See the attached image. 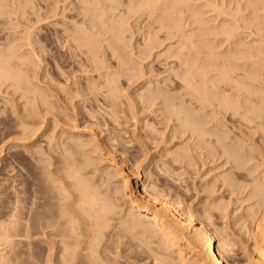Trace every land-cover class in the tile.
<instances>
[{
	"label": "bare ground",
	"instance_id": "obj_1",
	"mask_svg": "<svg viewBox=\"0 0 264 264\" xmlns=\"http://www.w3.org/2000/svg\"><path fill=\"white\" fill-rule=\"evenodd\" d=\"M27 1H30V0H27ZM45 1H43V2H45ZM121 1L119 0L120 3H121ZM123 1H125L126 5H127V8L125 7V9H127L131 12V14H130V12L128 11L130 15H132V14L134 15V13L135 14L137 13L136 15H138V13H140V14L142 13L141 15H138V16L139 17L141 16V18H142V16L145 17V15H147L148 17L146 16V18H149L150 20L153 18H150L149 16L154 17V20L152 22L147 20L148 22H150L147 24V27H148L147 28L146 27L147 22L141 21L140 20L141 18L138 19L139 17L134 15V16H136L137 20H139V22L140 21L142 23L144 22V24H145L144 27H146V29H147L146 34L148 36H151L153 34L152 32L158 28L163 30V34L160 37L158 36L160 34L156 35L157 31L156 32L154 31L155 34H153L156 37L155 36L148 37L145 35V32H143L145 30V28L144 27L142 29L139 28L142 26V23L140 22L141 26H139V25H137L138 22H135L136 28L140 29L137 31L142 34V35L140 34L142 36L140 38V41H142L143 45H144L143 46L142 42H141V46L143 47V49H142V47H141L142 50L140 49L141 51L138 49L139 50V53H138L139 56H144V58L141 59V57H139L137 55V57L140 58V60H139V58H138V60L143 61V59H146L145 57H148V59H149V57L151 56V54L153 52H157L156 50L160 46L165 44L163 47L165 49V50H163L164 52L159 54V55L157 54V55L160 56L159 58H162L164 60V61L162 60L163 61L162 64L166 68L161 69L163 71V74H164V72H168L169 74L171 73V76L173 75V77H170V78H172V81H169L166 84L165 83L166 80H165V82L162 80V82L165 83L164 86L161 85L162 87H157V85H156V87H157L156 90H154V88H153V90L152 89L149 90L147 88L150 83L147 84L146 88L144 85V88L146 90L148 89V91L144 92V90H143V92L145 94L140 92V95H141V93L143 94V95H141L143 97V101H141V103H143V104L146 103V104H149V106L154 107V105L156 104V101L159 100L158 102H161L164 105H167V107H169V111L163 112V113H167V114L165 115L162 113L163 114L162 115L160 113L161 118H162V116H166V119L164 120L162 118L163 119L162 121H164V122L169 121L170 122V120L173 119L174 122H176L175 124L178 127L175 130L176 134L178 132L177 135H175L174 128H173L172 131L174 132V135L179 136L180 137V138L178 137L179 139H181V138L183 139V137H184V140L188 139L187 140L188 142L192 141V143H190V144H192L191 146H194V148H195V149L194 148L193 149L192 148L187 149L189 147V145L187 147L186 142L184 140H183V142H185V145L184 144L182 145V147H184V148H181L179 146L182 144V143L180 144V142H181L180 141L178 143V146L181 149L176 148L177 150L179 149L180 151L178 153H176L177 156L174 155L175 153L173 154L174 155L173 157L176 158V160L179 159V163L175 162V159L172 157V152H173L172 151L170 153H171V157H172L171 159H173V160L172 161H171V159H169V160L171 162L174 161L175 163H173V164L174 165L177 164V165H176V167H174L171 164V162H170V164L174 168H177V166L180 164L181 166L179 165V168H180L179 170L184 169L186 171L187 169H185V166H187V164L190 163V165L192 166L195 164V162H197L196 160L199 159V157H198V159H196L194 157L196 155L195 154L196 151L194 152L193 150H197V151L199 150L200 152H199L198 156L204 155V159L206 157V160L208 159V161H209L208 164H206V165L212 164L213 169L219 168V169H215V171L221 170V172L219 174L216 172L219 175L218 177L214 176L215 177L214 179L211 177L212 181H211V179H207V180H210L211 182L209 181L210 183L209 184L206 183L207 185H205L207 188L205 190L210 191V193H208L209 191L207 192V195L210 194V198H208L209 199L208 205H205V206H207L205 211L204 212L201 211L205 215L202 214L203 216L202 215L201 216H202V218H204V220H207L208 223L210 222L209 223L210 227L205 226L204 223H202L201 221L200 222L197 221L198 223H195L192 216L194 217V215L196 216L198 213L194 214L195 213L194 212L193 215L191 214L192 215L191 216L190 213H192V212H188L189 214H187L185 209H184V211H185L184 212L181 209V207L180 208L178 207V203H179V202H177V201H179V198H177V196H179L178 194L176 196L177 199L175 198L176 201L170 196L174 200V202L173 201L171 202V201H169V199L168 200L166 199L167 197H165L164 192L167 195V193L169 192V188L171 187V185H170V187H169V185H168V187L166 185H167L169 179L173 180V178H175V177H176L175 179H177V177L179 179V176L182 175V173H180L179 170H176V169L169 166L170 169L171 168L173 169L172 170L173 173L170 171L168 174L170 175L172 173L175 176L173 175L174 177L171 178L172 176L170 177L169 175H167L168 177H170L168 179L167 176L166 177L163 176V175L167 174V171H169V170L166 171L163 169L164 165L166 166L168 163L165 164L163 162L164 165L161 166V164H162L161 163L160 165H157V166H161V168L163 169V170H161V173L164 171L163 173H165V174L161 175V173H160V175H159L160 167L159 168L157 167L158 169L156 168L157 169L156 171L159 170L156 173L160 176L159 178H161V177L165 178V179H163V180H165V182L162 180L163 183L159 181V184H157L158 181L155 178L156 181H154V182H157V183L151 182V184L149 185V184H145V182H144L145 180L144 181L140 180V178H139L140 172L138 171L139 166H140L138 164H140L139 163L140 161L138 162V160H141V162L143 163V160L145 159L144 157L147 156L146 154L149 151V150L148 151L146 150L147 151V152L145 151L146 153L143 152L145 148L142 147V145H144L146 142V141L145 142L142 141L143 138L140 142L141 144H142V142L144 143L141 145L143 151L140 149L141 147L137 148L136 144H135V146H136L138 151L140 150L143 153H145L144 157L141 155L142 154L141 152L138 153L139 155L137 153L135 155L136 151H134L130 147V145H129V147L134 151V154H131L132 156L130 154L128 155V153H130V152H128L130 149L128 147L126 148V143L123 142L124 139H122L123 138L122 137L121 139H122V142L124 144L121 145L122 146L121 152L122 151L123 152L120 153L119 160L118 159L116 160V157H117L116 154H115L116 157H113V155H112L113 150L110 149L114 146V145H112L113 140H110V136L101 137L100 136L101 134L99 135V133L94 131L95 128L83 129L85 126L83 123L88 122V124H90L89 123L90 120L88 119L90 114H91L90 116L92 118H95V117L99 118V116H101V114L94 116V115H92V113H90V114L88 113V117H87L86 114L83 112L84 109L81 110V108H80V110H81L80 111L79 108L76 107L77 104H79L78 102H75V103H77L76 106H75V103H74V105L72 104L70 106L72 109L71 110L69 109L68 105L73 103V99L75 98L74 96L77 95V98H78L80 87H78L77 89H74L75 90L74 94L71 91H70L71 93L69 91L63 92L62 86H61L62 89L60 87L59 90L53 89V88H52L53 90L47 89L48 87L46 86L47 87L46 89L48 90L46 92V90H44L45 87L44 88L41 87L43 89V90H41V88L39 89V86H40L39 84H38L39 85L38 86V85H36L35 82L34 83L31 82L32 77H31V80H29L30 75L25 74L26 76L25 75L23 76L22 74H24L25 72L21 74L22 69H24L23 63L25 62L24 61L22 63V60L24 59V60L28 61V59H26V57L23 58V56H25V55L27 56V53L22 52L23 53V56H22V54H20V53L18 54L17 52L20 48H22L23 45H25V46L27 45V46H29L28 48H31V49L33 48V44H34V41L32 40L33 39V37H32L33 32L31 33L32 34L31 35L28 30L27 31L24 30L25 32L21 33L22 34L21 37H16L15 33H13V32H16L15 30L12 32L13 34L10 33L12 30L11 31H4V29H3L4 27H6L7 30L9 28L11 29V27H12V29H15V28H13V26L14 27L16 26L15 25L16 23L13 22L15 19L13 20V17H11L12 16L11 14H14V16H15V13H11V11L9 10L11 8L7 9V7H5V5H4L5 3L2 0H0V26H3V28L0 27V39H1V41H2V39H4L2 42L0 41V84L3 85L6 82H10L11 84L10 83L9 84L11 86L13 85L16 87V85H17V87H18L20 85L19 87L21 88L22 91H24V93H26V91H27L25 88L27 87V89H28V87L30 86L29 84L33 83V85L34 84L36 85V86H34L35 87L34 90H32L30 88V89H28V91L29 90H31V91H29V92L27 91V94H29V96L32 94L31 95L32 97L34 95L35 98L33 97L32 99L36 100V101H33L32 99H29L30 101L32 100L31 101L32 103L29 101L31 103V107H32L33 102H35L34 103L35 105H33L34 106L33 109H35V110L30 109V112L33 111L34 114L29 113L33 117V118L31 117L32 118L31 124L33 127L29 126V128L32 127L33 129L30 128L32 132L29 129L26 133V135H29L30 137H28V136L25 137V132H26L25 126H26V124L24 125L23 123H21V126L24 125L22 128L21 126H18L16 123L13 122L14 124L17 125V126L15 125L16 126L15 129H17L19 127H21V129H22L21 130L19 128V130H21L20 134L24 135L21 140L25 141L28 138V141L30 140V142H32V144L34 146V147L30 146L33 150L32 151L30 150V153L28 152V154L30 156L29 161H30V166H31V173H30L31 175L29 174L30 175V178H29L30 182H28V180H26V181H27L29 187L26 185L27 184L26 181L21 179V178L20 179L22 181H25V183L23 184L24 187L26 185V187H28V188L22 187L23 182H19V184H16L17 181L14 180L15 181L14 182L13 178H11V179H12L13 183L16 184V186L9 187L10 186L9 181L7 182L8 184L4 183L5 186L3 187V189L1 190V193H0V195L2 194V196H4L2 201H1V205H0V219H1L0 220V246L3 248L4 247L3 245H5V248L7 247L10 249V250L8 249V251L11 252L9 254L12 256V254L14 253L13 256L16 257V252H18L17 250H20V249H18L19 246H21V245L23 246V243L24 244L28 243L27 247H29V248L27 249V251H29L28 252L29 254L28 255L26 254L27 251L25 252L24 250L23 251L20 250V252L17 253V255L20 256V253L25 252L24 254H26L27 256L24 255L23 253H22V256H25L24 258H26L27 260L21 256L19 258L24 259L23 260L24 263H25V260L28 261L30 258L34 259L31 261L32 262L34 261L33 263H35V264H205L203 261L204 259L209 260L210 263H208V264H264V0H207V5L204 8H208V6L210 8L208 10L206 9L207 11L210 12V14L208 13L209 14L208 16H210V18L208 17L206 19H210L209 21L211 24L209 23L210 25L207 26L208 20L206 21L204 19V21H206V23L204 24V27H202V26L198 27L197 26L196 28L194 27V25H198V24L202 25L203 21L199 20V19H201L202 15H199V13H197L198 10L196 11V9H198L196 7L199 5H197L195 7L196 9H194V8H193L194 10L192 9V7H194V6H192V3H191L192 0H123ZM196 1H198V0H196ZM2 2L4 4H2ZM10 2L13 3L14 0L13 1L11 0ZM16 2H18V0ZM16 2H15V4H17ZM57 2H58V0H57ZM83 2L84 3H82V5H80V6H83L81 11H83L86 14V18L88 16L89 19L87 21L89 22V24L87 23L86 19H85V21H83L84 20L83 16H82L83 12L81 13V11H79V13L82 16L83 22L81 21V23L77 27L74 26V28H76V29L73 28L74 30L72 29L71 31L68 29L67 26H66L67 28H65V29L63 27V29H64L63 33H64V37L66 36L65 34H67L66 37H68V38L65 37L66 42H67V39H69V41L71 39L72 43L75 44V45H73V47L76 46L77 47L76 49H78L79 46L81 47V45L83 47V44L85 47V44H86V46H88V47H85V48L86 49L88 48V49H87V51L86 50L85 51L89 53L90 51L97 50L101 47L98 44V41H100L102 39H100V40L98 39L99 37H98V35H96V33H95V31H93V29L97 26L104 27L106 25L105 19L108 20L105 17L109 15L110 11L112 10L111 12H114L118 8H119V10L120 9L123 10L124 9V3L120 4V5H122V8H120V7L116 6V5H119V4H117L118 0L117 1L116 0H94L92 2H90L89 0H83ZM193 2H194V0H193ZM202 2H203V0H202ZM25 3L24 4L20 3V4L22 6V4L25 5ZM45 3H47V2H45ZM32 5H34V4H32ZM55 5H56V3H55ZM25 6H27V5H25ZM49 6H47V7H49ZM160 6H161V8H160ZM203 6H204V4H203ZM27 7L29 8V5ZM200 8H202V7H200ZM19 9H20V7H19ZM31 9L34 10L33 8H31ZM51 9L53 10V7ZM16 10H17V8H16ZM106 10H107L106 14H108V15H106L104 12ZM122 10H120L118 13H113V14H115V15H113L114 16L113 20L108 16L109 20L110 19L112 20V22H109V23H112V25L110 26L107 24L109 27H107V25L105 27H106V29H108V31L109 30L111 31L110 34L109 33L108 34L111 35L110 38H112V39H111V42H108V45H110L111 43L112 44L110 46L107 45L113 51V53L111 52L112 54L111 53L110 54L114 55L117 58H120V60H119L120 65L126 66L127 64H129L126 62L130 61V59L127 57H125V59H124L123 55H124V53H126V52H124V50L128 49V48H126V46L128 45V43H126V42L129 41L130 39L126 40V42H125L124 37H126V36L124 34L127 33L126 32L127 28L125 26H127L128 25L127 23L129 22V20H125V19L129 15L127 14L128 12H126L125 10H123V12H121ZM158 11L160 12V14H158ZM187 11H190V12L192 11V15L189 14L188 16L187 15L185 16V12H187ZM12 12H14V11H12ZM54 12H55V10H54ZM173 13H175V14H173ZM183 13H184V16L182 15ZM26 14H28V13H26ZM80 14H79V16H80ZM143 14H145V15H143ZM153 14H155V16ZM176 14H179L178 17L180 15H182V16L180 18H178L176 16H173L175 18L171 17L172 15H176ZM200 14H201V12H200ZM124 15H125V18H124ZM198 15L201 17H199ZM28 16H29V14L27 15V17ZM110 16H112V13ZM113 16H112V18H113ZM51 18H52V16H51ZM77 18H78V16H77ZM79 18H78V20H79ZM84 18H85V15H84ZM39 20L42 21L41 19H39ZM170 20H173V21L179 20L181 22L178 21V25H177V22L175 21L176 22L175 24L177 26H175L174 22L171 23V25H169ZM17 21L18 20H16L15 22H17ZM27 21H28V19H27ZM155 22H157V23H155ZM17 23H19V22H17ZM107 23H108V21H107ZM26 24H28V22ZM33 24L35 25V23H33ZM154 24L156 25V29L153 28L154 30L149 35L150 32H148V30L151 31L150 27H153V26L155 27ZM157 24H158V26H157ZM88 25L90 27H88ZM172 25H173V27H172ZM22 26H23V24H22ZM26 26H28V25H26ZM61 26H63V24ZM174 26H175V28H174ZM191 26L194 27L196 30L192 29ZM205 26H207V27H205ZM31 27H32V25H31ZM130 27L128 26L129 29H130ZM187 27H189L188 30H186ZM71 28L72 27H70V29ZM26 29H27V27H26ZM36 29L37 28H35V30ZM129 29H128V32H129ZM102 30L104 33L105 30L104 29H102ZM193 30L196 31V34L198 31V34L194 35ZM30 31H31V29H30ZM69 31H70V33H69ZM132 31H134V30H132ZM158 31L161 32V30H159V29H158ZM200 31L206 33L203 36L204 39L202 38L201 35L199 36L200 38H202V40H205V41L201 42V39L199 40L198 35L201 34ZM4 32H5V34H4ZM97 33H98V31H97ZM204 33H202V35ZM144 35H145V37H144ZM35 36H37V35H35ZM45 36H43L44 39H45ZM128 36H129V34H128ZM194 36L198 38L199 42L202 45H200V43H195V42H198V40L195 41L194 39H192ZM64 37L62 36V38H64ZM143 37H144V41H143ZM57 38H60V36H57ZM62 38H61V40H62ZM127 38H129V37H127ZM19 39H22L24 42L21 44L17 43L18 45L14 44L15 43L14 40L19 41ZM50 39H51V37H50ZM56 39H55V41H57ZM64 39H63V42H65ZM22 40H20V41L22 42ZM37 40L39 41V39H37ZM103 40H105V39H103ZM69 41H68V44L70 43ZM63 42H62V44H63ZM55 43H57V42H55ZM38 44H39V42H38ZM58 44H60V43L58 42ZM58 44H57V46H58ZM125 44H127V45H125ZM196 44H199L200 46L197 45V47H196ZM42 45L40 44V46H42ZM59 46H62V45H59ZM69 46H71V45H69ZM97 46L98 47L100 46V47L98 48ZM105 46H106V44H105ZM133 46H134V44H133ZM48 47L45 46L44 48L46 49ZM67 47H68V45H67ZM84 47H83V49H84ZM96 47H97V49H96ZM127 47H129V46H127ZM23 48H24V46H23ZM138 48H140V46ZM196 48L197 49L200 48V49L197 50ZM31 49H28V50H31ZM37 49H39V46L37 47ZM43 49H41V50H43ZM45 49H44V51H45ZM56 49H59V47ZM83 49H79V50H81L80 52H82ZM89 49H90V51H89ZM202 49H203V51L204 50L205 51L203 52ZM28 50H27V52L28 53L32 52L33 55L36 52V51L33 52L34 51L33 49H32L33 51L32 50L28 51ZM108 50H110V49H108ZM182 50L183 51L185 50V51L182 52ZM46 51H47V49H46ZM50 51L52 52V50H50ZM75 51H77V50H75ZM75 51L73 50V52H75ZM80 52H79V54H80ZM94 52H96V51H94ZM108 52H110V51H108ZM24 53H26V54L24 55ZM36 53H35V55H36ZM45 53H44V55H45ZM52 53H51V55H52ZM96 53H93L94 56H96L95 55ZM103 53H102V55L105 54V53L104 54ZM122 53H123V55H122ZM128 53H129V51H128ZM69 54H67V55H69ZM99 54H100V52H99ZM37 55H38V53H37ZM41 55L37 56V57L40 59ZM36 56H35V59L37 58ZM30 57H29V59H30ZM62 57L63 56H61L60 58H62ZM96 57H94V58H96ZM48 58H49V56H48ZM98 58H97V61H98ZM103 58H104V56H103ZM31 59L29 61H31ZM39 59H37V60H39ZM51 59H52V57H51ZM105 59H108V58H105ZM64 60L65 59H63V61ZM69 60L71 61V57ZM156 60H155V62H157ZM60 61H61V59H60ZM85 61H86V58H85ZM144 61H146V60H144ZM54 62L56 63V61H54ZM101 62L100 63L96 62L99 64V65L97 64L98 67H97V65H94V66L91 65L92 66L91 69L94 70V72H96V71L98 72L99 67H100V69H103V66L105 65L104 62H106V61H104L102 63ZM115 62H117V61L115 60ZM31 63H33V62L31 61ZM26 64H28V63H26ZM33 64L35 65V63H33ZM33 64H31V65H33ZM36 64H37V62H36ZM130 64H131V62H130ZM83 65H84V67H87V66H85V64H83ZM100 65H102V66H100ZM118 65L119 64H116V66H118ZM137 65H139V64H137ZM65 66H67V65H64L62 67H65ZM128 66L129 65H127V67ZM164 66H161V67H164ZM104 67L107 68V66H104ZM129 67H131V66H129ZM58 68H60V67H58ZM58 68H57V72L61 70V68H60V70ZM69 68H70V66H69ZM77 68H79V67H76V69ZM80 68H82V67H80ZM97 68H98V70H95ZM49 69L51 70V67ZM66 69H68V66ZM125 69H126V67H125ZM149 69H150V67H149ZM25 70H26V68H25ZM45 70H47V69H45ZM73 70L74 69L72 68V71ZM114 70H116V69H114ZM130 70H131V68H130ZM136 70L137 69L135 68V71ZM75 71H77V70H75ZM78 71H77V73H78ZM103 71H104V69H103ZM116 71H119V70L117 69ZM120 71H121V69H120ZM125 71L127 72L128 70H125ZM125 71L122 70V72H125ZM145 71H147V70H145ZM32 72H34V71H32ZM61 72H63V71H60V74H61ZM152 72H153V70H152ZM155 72L156 71H154L153 73L156 75ZM26 73H28V72H26ZM65 73H66V71H65ZM80 73H81V71H80ZM153 73L152 74L150 73V74L153 75ZM159 73H161V72H159ZM159 73H157V75ZM90 74H91V72H90ZM95 74H97V73H95ZM103 74H104V72H103ZM126 74H125V76H126ZM51 75L49 78H51ZM65 75L62 74L60 76H65ZM70 75H72V74H70ZM100 75L101 74H99L97 77L100 78L102 76V75L101 76ZM138 75H140V74H138ZM155 75H153V76H155ZM52 76H53L52 78H54V75H52ZM125 76H123V74H122L121 77H125ZM147 76H149V73ZM34 77H35V75H34ZM68 77H69V75H68ZM128 77H130V76H128ZM131 77H132V75H131ZM133 77H136V76H133ZM144 77L145 76H143V78ZM91 78H92V76H91ZM153 78H155V77H153ZM170 78H169V80H171ZM33 80H34V78H33ZM44 80H45V78H44ZM66 80H69V79H66ZM70 80H71V78H70ZM111 80L109 81L107 78V81L109 83H111ZM130 80L132 81V79H130ZM52 81H54V80L52 79ZM55 81H57V80H55ZM97 81H99V80H97ZM73 82H75V80ZM73 82H71V83L73 84ZM80 82L81 81H79V83ZM103 82H105V81H103V80H102V82L99 81V83H101V86H103V84H102ZM106 82H105V84H106ZM25 83H27V84L25 85ZM47 83L50 84L49 80L47 81ZM58 83H60V82H58ZM58 83L56 82V85ZM113 83H116V82H113ZM127 83L128 82H126V84ZM131 83L133 84V82H131ZM68 84L71 86L70 83H68ZM44 85H46V84H44ZM61 85H62V83H61ZM77 85H79V84H77ZM49 86H52V85H49ZM79 86H81V85H79ZM93 86H89V87H93ZM99 86L100 85H98V87ZM107 86H108V84H107ZM107 86L104 85V87H103L104 89H102V91L105 90L104 93L102 92L104 100L108 99L109 101H111V100L113 101V100H115L113 91L110 88L107 89ZM110 86L112 87V85H110ZM130 86H131V84H130ZM22 87L23 88L25 87L24 90ZM34 87H32V88H34ZM71 87H69V88H71ZM98 87H97V89H98ZM83 88H85V87H83ZM115 88H117V87H115ZM115 88H113V90ZM149 88H150V86H149ZM60 90H62V91H60ZM140 90H142V89L140 88ZM13 91H12V93H13ZM17 91H20V89L18 88ZM32 91H34V93ZM95 91L98 92L99 90L97 91L95 89ZM95 91H92V88H91L89 94H91L92 92H95ZM118 92H119V90H118ZM46 93H47V95H46ZM81 93L82 92L80 91V94ZM3 94H5V96H8V95H6V92L5 93L3 92ZM17 94H18V92H17ZM80 94H79V96H80ZM89 94H85V95L89 96ZM119 94H120V92H119ZM21 95H24L23 92ZM85 95L83 94V96H82V94H81V96L83 98H85V99H83V101L85 100V102H87L89 105H90V102H98V100H99L98 97H100L99 93H98L99 96L97 95V93L96 94L93 93L92 97H91V95L89 96L90 98L88 96H86L87 98L84 97ZM9 96H11V95H9ZM29 96H28V98H29ZM31 96H30V98H31ZM82 97H81V99H82ZM115 97H116V95H115ZM12 98H13V96H12ZM51 98H53V99L51 100ZM77 98H75V99H77ZM127 98H125V99H127ZM6 99H8V98H6ZM6 99H4V100H6ZM9 99H11V97ZM19 99L17 101H19ZM22 100H24V99H22ZM0 101H1L0 105L2 104V102L4 104L8 103L7 101H5V102L3 100H0ZM14 101H16V99H14ZM26 101H25V103L24 102L23 103L26 104ZM79 101H81V100H79ZM106 101L107 100H105V103H106ZM109 101H107V102L109 103ZM29 102L27 105H30ZM132 102H133V100H132ZM10 103H11V101H10ZM15 103H17V102H15ZM113 103H114V101H113ZM113 103H112V105H113ZM120 103H119V105H120ZM123 103H125V102H123ZM1 106L4 107L1 110H3V112H5V108L8 107L9 105L7 104V106H6V105L2 104ZM22 106H25V105H22ZM91 106H93V105H90L89 108L85 107V106L84 107L90 109V111L92 110V112L99 114L100 107H94L93 106L94 107L93 108ZM103 106H105V105H102V107ZM116 106H118V105H116ZM128 106L129 105H127V107ZM132 106H135V104ZM145 106L146 105H144V107ZM156 106H157V104H156ZM102 107H101V109H102ZM26 108H27V106H26ZM140 108L142 109V107H140ZM163 108H162V111H163ZM23 109H25V107ZM129 109H130V106H129ZM157 109H158V106H157ZM7 110H6V112H8ZM11 110H12V106H11ZM20 110H21V108H20ZM28 110H29V108H28ZM103 110H105V109H103ZM133 110H134V108H133ZM22 111H21V113H22ZM123 111L124 110L121 111L122 115H123V113H125ZM135 111H134V113H135ZM151 111H152V109H151ZM159 111H160V108H159ZM6 112H5V114H7ZM23 112H26V111H23ZM68 112H71V113H68ZM85 112L87 113L88 111H85ZM101 112H102V110H101ZM103 112H104L105 116H111L112 117L110 111L108 112L110 114L106 113L107 115L105 114V111H103ZM13 113H14V111H13ZM95 113H93V114H95ZM151 113H153V111ZM15 114L18 115V113H15ZM125 114L127 116V113H125ZM160 114H158V115H160ZM23 117H24V115H23ZM129 117H130V115H129ZM3 118L4 117L2 114V119ZM12 118H14V117H12ZM26 118H29V117H26ZM102 118L104 119L103 115H102ZM157 119H159V118H157ZM96 120H93V121H96ZM105 120H106V118H105ZM111 120H112V118H111ZM4 121L6 122V120H4ZM16 121H17V119H16ZM144 121H146V120H144ZM162 121H161V123H162ZM99 122L100 121L97 120L95 123L96 124L98 123L100 126ZM164 122H163V125H164ZM0 123H2V122H0ZM146 123L148 124V122H146ZM157 123L160 126V123L159 122H157ZM81 124H83V126H81ZM88 124H86V125L88 126ZM96 124L93 123V125L92 126L90 125V127H94V125L97 126ZM102 124L105 125L104 123H102ZM115 125H117V124H115ZM122 125H124V124L122 123ZM149 125H148V127L153 126V125L152 126L151 125L149 126ZM167 125L168 124H166V126ZM87 126H85V127H87ZM105 126H103V127H105ZM4 127L9 128V126H7V125H5ZM165 127H163V128H165ZM117 128H118V126H117ZM145 128H146V126L143 129H145ZM0 129H1V127H0ZM11 129H12V127H11ZM27 129H28V127H27ZM106 129H107V127H106ZM125 129H127V128H125ZM101 130H103V129H101ZM10 131H9V133H10ZM141 131H143V130H141ZM7 132H5V130H4V134ZM17 132H18V130H17ZM28 132H30V133L28 134ZM158 132L159 131L156 132V127H155V129L153 128V131L151 130L149 133L147 131L148 134H150V133L152 134V135H149L151 137L148 136L150 138V140L153 139V141L155 140L157 142L158 137L156 138V136H158V134H157ZM112 133H111V135H112ZM127 133H128V131H127ZM154 133H156L155 136L153 135ZM135 134H137V133H135ZM170 134H171V132H170ZM127 135H129V133ZM10 136H8V137L10 138ZM14 136L16 137L15 134H14ZM19 136H17V137H19ZM123 136H126V135L124 134ZM159 136H161V135H159ZM162 136H164V135L162 134ZM167 136H168V134H167ZM20 137L17 139L19 140ZM118 138L120 139V137H118ZM15 139L16 138H14V140ZM6 140L3 141V144H2L3 146H4V142H6ZM108 140L111 141L110 143H112L111 144L112 146L109 144V142L107 143ZM138 140H137V142H138ZM126 142H128V140ZM130 142H132V141L130 140ZM149 142L150 141H148V143ZM158 142L161 145L160 140H158ZM158 142H157V144H158ZM188 142H187V144H188ZM114 143H116V142L114 141ZM117 143L120 144V142H117ZM127 144H129V143H127ZM29 145L30 144H28V149L25 148L26 151L29 150ZM131 146H132V144H131ZM138 146H140V145H138ZM146 146H148V145H146ZM185 146L187 147L186 149H185ZM21 148H24V144H23V146L21 145ZM136 148H135V150H136ZM154 148L156 149V147H154ZM154 148H152V149H154ZM12 149H14V148H12ZM15 150H16V148H15ZM22 150H24V149H21V151ZM25 150L23 151L24 153H25ZM1 152H0V154H1ZM115 152H116V150H115ZM175 152H177V151H175ZM188 152H190V154ZM193 152L195 154L194 156H193ZM167 153H169V152H167ZM104 154H105V156L108 155V157L111 154L112 155L111 158L114 160L112 161V163H107V165H104L105 168L100 169L102 166L100 168H98V164L104 160V158H103ZM140 155L143 158L139 157V158H141V159H139L138 156H140ZM196 157H197V155H196ZM165 158L166 157H164V158L162 157L161 161H163ZM193 158H194L195 162H192ZM167 160H168V158H167ZM167 160H165V162ZM198 161H200V160H198ZM144 162H145V160H144ZM191 163H193V164H191ZM10 164H12V163H10ZM154 164H155V162H154ZM197 164H198V162H197ZM191 166H189V167H191ZM189 167L187 166L186 168H189ZM200 167L202 168V164ZM16 168H11V169L15 170ZM124 168H125V170H124ZM165 168L167 169L168 167L166 166ZM19 170H20V168H19ZM22 170L23 169H21V171ZM149 170H148V172H149ZM185 171L183 174L186 175L187 171L186 172ZM192 171H193V169H192ZM210 171H211V169H210ZM178 172L180 175L177 176L176 174H178ZM17 173H15V174L17 175ZM27 173H28V171H27ZM143 174H145V173H143ZM7 175H8V172H7ZM145 175H143V178L147 177V175L146 176ZM196 175H198V174H196ZM5 176L6 175L4 174V180L6 179L5 180V182H6L7 179L9 180L10 175L8 176V178L7 177L5 178ZM23 176H24V174H23ZM155 176L156 175H154V177ZM186 176H188V175H186ZM156 177H158V176H156ZM149 178H152V174H150V173H149V176L147 177V179H149ZM188 178H189V176H188ZM175 179H174V181H175ZM192 179H193V177H192ZM202 179L204 180L205 178H202ZM158 180H160V179H158ZM177 180H176V182L179 183L180 179L178 181ZM1 181L2 180H0V182ZM150 181H151V179H150ZM182 181H183V179L181 178L180 185L182 184ZM176 182L172 183V184L175 185ZM115 183H117V185ZM183 183H185V182H183ZM193 183L194 182H192V187L195 188V184H193ZM201 183L203 185V181ZM11 185H13V184H11ZM180 185L177 184V186L179 188H181ZM185 185L182 184V188H186V187L188 188V186L191 187V185H186V187H185ZM197 185L198 184H196V186ZM165 186L168 188V189L166 188L168 192L164 191ZM198 186H199V188L201 187L200 185H198ZM205 186L204 187L202 186V187L205 188ZM12 187L13 188L15 187L13 191H12V189H13ZM175 187H176V185H175ZM178 187H176V188H178ZM197 188L198 187H196V189ZM215 188H218L217 190L219 192H221V193H219L216 190L217 191L216 193H219V196H215L216 195ZM8 190L12 191L11 195H9L10 193H8ZM183 190L185 191V189H183ZM183 190H181V193ZM194 190L195 189H193V191ZM203 190L201 192L203 194H204V192L206 193V191L205 190L203 191ZM185 193H186V191H185ZM196 195H197V192H196ZM157 196H158V198H157ZM159 196H163L165 199L163 197H159ZM204 196L202 198L206 197L205 199H207L208 196H205V197ZM1 198L2 197H0V199ZM159 198H161V199H159ZM180 198H182V197H180ZM199 198L201 199V197H199ZM183 199H184V197H183ZM120 200L122 201L121 203H120ZM234 200H235V202H234ZM237 200H242L245 204L247 202L249 203V204H246L249 207L244 204L245 208H247V209H245L246 211H244V208H242L243 203H240V204H242L241 208L243 209V212H246L245 214L242 211L241 212L243 214H241L239 211L240 208H237V210L239 209L238 210L239 213H238V215H236V214L234 215L232 210H234L235 208L232 210L229 208L230 204L232 205V203L240 202V201L236 202ZM203 201H204V199H201L202 203L205 202V201L204 202ZM176 202H177V205H176ZM189 202L190 201H188V205H189ZM202 203H200L201 204L200 207L202 205L206 204L207 202H205L204 204H202ZM124 204H125V206H124ZM234 207H236V206H234ZM182 208H183V206H182ZM193 208H195V207H193ZM201 208H203V207H201ZM187 209H189V206H188V208H186V210ZM191 210L192 209H189L188 211H191ZM201 212L199 211L200 214H201ZM234 212H235V210H234ZM197 216H199V215H197ZM198 220H200V217L198 218ZM188 231H189L190 235L185 233V232L188 233ZM185 236H188L187 238H190V239L187 240V238ZM189 236H191V237H189ZM183 240H185V241H183ZM28 241H31V242H28ZM188 245L193 246V249H190V252H191V253L189 252L190 255L193 252L196 253V255H193L195 257V258L193 257L194 261H192V259L190 260L189 259L190 257L188 256L189 257L188 258L186 253H185V250L187 249V247L190 248ZM22 246L20 248L21 249L25 248V250H26L27 247H25V246L22 247ZM197 246L198 247L202 246L201 250H200V251L203 250L202 254H200V253L197 254L198 253V252H196L197 250L195 251V249L198 248ZM13 248H16V249H14V251H16V252L12 251ZM29 249L32 251L33 255L30 254ZM1 250H4V248ZM1 252H3V251H1ZM5 252H7V249L2 254L0 253V264H3L4 261L5 262H7V260L9 261L8 252L7 253H5ZM28 256H29V258H27ZM2 257H3V259H2ZM4 257L7 258V260H5ZM17 258H18V256H17ZM19 261H21V260H19ZM31 261H29L30 264H33V263H31ZM10 263L11 262H9V264ZM21 263H22V261H21ZM12 264H14V263H12ZM16 264H19V263L17 262ZM26 264H29V263H26Z\"/></svg>",
	"mask_w": 264,
	"mask_h": 264
},
{
	"label": "rangeland",
	"instance_id": "obj_2",
	"mask_svg": "<svg viewBox=\"0 0 264 264\" xmlns=\"http://www.w3.org/2000/svg\"><path fill=\"white\" fill-rule=\"evenodd\" d=\"M3 2H2V4H4L5 5V7H7V9H9V8H11V9H9L10 11H11V13H15V16H14V14H11L12 16L11 17H13V22L14 23H16L15 25V27L13 26V28H15V29H12V27H11V29L9 28L8 30H7V28L6 27H4L3 28V26H0V27H2L3 29H4V31H11L10 33H12L14 30L16 31V32H13V33H15V35H16V37H21L22 36V32L24 33L25 31L24 30H28L29 32H30V34L32 33L33 34V41H34V44H33V50L31 49V48H28L29 46H25V45H23L24 46V48H23V46H22V48H20L19 50H18V54L20 53V54H22V56H23V53L22 52H26L27 53V56L25 55L26 53H24V55L25 56H23V58H25L26 57V59H28V61H26V60H22V63L25 61L26 63H28V64H26L25 62L23 63V66H24V69H22V71H21V74L22 73H24V74H22L23 76L26 74V75H30V78H29V80H31V77H32V81L31 82H35L36 83V85H38L39 86V89L42 87V88H44L45 87V89L44 90H46V92L48 91L47 89H51V90H53V89H60V87L62 86L63 87V92H72L73 94H74V92H75V90L74 89H77L78 87H80L79 89V94H80V91L82 92L81 94H82V96H83V94L85 95V94H89L90 93V90H91V88H92V91H95V89L98 91V92H92L91 94H89V96L91 95V97H92V94L93 93H97V95H98V93H99V95H100V97H98V102H90V105H93L94 107H100V109H101V107H102V105H105V106H103L102 107V112H101V110L99 109V114L98 113H95V112H92V110L90 111V109H88L89 108V104L87 103V102H85V100L83 101V99H85V98H83L82 96H81V94H80V96H79V94H78V98H77V95H73L75 98H77V99H73V103H71L70 105H68L69 106V109L71 110L72 108L70 107L72 104L74 105V103L75 102H78L79 104H77V103H75V106H76V104H77V108H79V110H80V108H81V110H83V112L86 114V116L88 117V113L90 114V113H92V115H94V116H97V115H100L101 114V116H99V118H97V117H95V118H92L90 115H89V123L90 124H88V122L87 123H83L85 126H87L86 124H88V126L87 127H85L84 126V128L83 129H90V128H95L94 129V131L95 132H97V133H99V135L101 136V137H107V136H110V140H113L112 141V143H110L111 141H107V143L109 142V144L111 145H114L112 148H110L111 150H113L111 153H112V155H113V157H116V160L118 159L119 160V155H120V153H122L121 152V145H123L124 143H126V148L128 147L130 150L128 151V152H130V153H128V155L130 154H134V151H136L135 152V155H136V153L138 154L139 152H141L142 154V156L144 157V154L147 152V156L146 157H144L145 159V162H144V160H143V163L141 162V160H138V162L140 163V164H138V165H140L139 166V169H138V171L140 172H138L139 173V178H140V180H142V181H144L145 182V184H151V182L153 183L154 181H156V179H157V181H158V183L157 182H154V183H157V184H159V181L160 182H162V180L163 179H165V178H163V177H161V178H159L160 176V173H161V170H169V171H167V174H165V173H161V175H163V174H165V175H163L164 177H166L167 175H169L168 173L171 171L172 172V168H174V167H176V165L177 164H173V163H175V162H178L179 163V159L178 160H176V158H174L173 156L174 155H176L177 156V154L176 153H178L180 150L179 149H181V148H184V147H182V145L184 144L185 145V142H186V145H187V147H188V145H189V147L187 148L186 146H185V149L187 148V149H193L194 148V146H191L192 144H190V143H192V141H190V142H188L187 140L188 139H186V140H184V137H183V139L181 140V139H179L180 137L179 136H175V135H177L178 134V132H177V134H176V129L178 128L177 127V125L175 124L176 122H174V120L172 119V120H170V122L169 121H162L163 119L165 120L166 119V116H162V118H161V114L163 113V112H165V111H169V107H167V105H164L163 103H161V102H158V101H156V104H157V106H158V109H157V106H156V104L154 105V107L153 106H149V104H143V103H141V101H143V97L141 96V95H143V94H145L144 92H146V91H148V89L149 90H153V88H154V90H156V88L157 87H162V86H164V84L166 83H168L169 81H172V78H170V77H173V75L171 76V73L169 74L168 72H164V74H163V71L161 70L162 68L164 69V68H166L162 63H163V59L162 58H159L160 56H158L159 54H161V53H163L164 51L163 50H165L163 47H164V45H162V46H160L156 51L157 52H153L152 54H151V56L149 57V59H148V57H145L146 59H143V61H139L140 60V58L139 57H141V59L142 58H144V56H139V50L141 49V42L142 41H140V38L142 37L141 35V33H139L137 30H140V29H137L136 28V23L135 22H138L137 23V25H139V26H141V21H145V22H147L146 23V27H147V24L148 23H150V22H152L153 20H154V17H151V16H149L150 18H153V19H149V18H146V16L147 15H145V14H143V15H145V17H143L142 16V18H141V16L139 17L138 15H141L140 13H138V15H136L135 13H134V15H136L137 17H139L138 19H140L141 21V23L139 22V20H137V18H136V16H134L133 14L132 15H130L131 14V12L129 11V10H127V9H125V7L127 8V5H126V3H125V1H121V3L119 2V0H118V2H117V4H119V5H116V6H118V7H120V8H122V5H120V4H122V3H124V9L123 10H125L126 12H130V14H129V12L127 13L129 16L128 17H126V19L125 20H129V22L126 24L127 26H125L126 28H127V33L126 34H124L126 37H124V41L126 42V40H128V39H130L129 41H127L126 43H128V45L127 44H125V45H127V46H129V47H127L126 46V48H128V49H125L124 50V52H126V53H124V55H123V53H122V55H123V58L125 59V57H127V58H129L130 59V61H127L126 63H129V64H127V65H129V66H131V67H127V65L125 66V65H120V62H119V60H120V58H117V57H115L114 55H111L112 53H113V51H112V49L110 48V47H108V46H110V45H108V42H111V39L112 38H110L111 37V35H109L110 34V30L108 31V29H106V25L108 24V25H112V23H109V22H112V20L114 19V16L113 15H115V14H113V13H118L120 10H122V9H120L119 10V8L116 10V11H114V12H111L110 11V13H109V15L108 14H106L107 13V10L106 11H104L105 12V14L106 15H108L111 19V21L109 20V18H108V16H106L104 13V15L106 16L105 18H107L108 20H106L105 19V23H106V25L104 26V27H99V26H97V27H95L94 29H93V31H95V33H96V35H98V39L100 40V39H102V40H100V41H98V44L101 46H97L99 49H97V47H96V49L97 50H94V51H98L97 53L96 52H94V51H90V49H89V51L91 52H86L87 51V49L85 48V47H88V46H86V44H85V47H84V44H83V47H84V49H83V47H82V45H81V47L79 46L78 47V49H76L77 47L75 46V47H73V45H75L74 43H72V41H71V39H70V41H69V39H67V42H66V38H68V37H66L67 36V34H65L66 36V38L64 37V33H63V31H64V29L65 28H67L68 27V29L71 31L73 28H74V26H79V24L81 23V21H82V16H83V21H85V19H86V21L89 19L88 18V16H87V18H86V14L83 12V11H81L82 10V8H83V6H80V5H82V3H84L83 2V0L81 1V0H58V2H57V0H30V1H25V0H18V2H16L17 0H14V4L12 3V2H10L11 0H2ZM13 1V0H12ZM43 1H45V2H47V3H45V2H43ZM55 1V2H54ZM61 1V2H60ZM72 1V2H71ZM78 1V2H77ZM81 1V2H80ZM90 2H92V1H94V0H89ZM117 1V0H116ZM196 0H194V2H193V0L191 1V3H192V6H194V7H192V9L194 8V9H196V8H198V9H196V11L198 10V12L197 13H199V15H202V17L201 16H199V17H201V19H199V20H201V21H203V24L202 25H200V24H198V25H194V27L196 28L197 26L198 27H204V24L206 23V21L208 20V22H207V26L208 25H210L211 23H210V19H206V18H210V16H208L209 14H210V12L209 11H207L208 9H210L209 8V6H208V8H204L206 5H207V0H203V2H202V0L200 1V0H198V1H196ZM9 2V3H8ZM15 2L17 3V4H15ZM27 4H26V3ZM50 2V3H49ZM7 3V4H6ZM12 3V4H11ZM20 3H25V5H29V8L27 7V6H25V5H23L22 4V6H21V4ZM55 3H56V5H55ZM63 3V4H62ZM72 3V4H71ZM161 3V2H160ZM204 4V6H203V4ZM206 3V4H205ZM31 4V5H30ZM32 4H34V5H32ZM52 6H51V5ZM107 4V3H106ZM194 4V5H193ZM13 5V6H12ZM50 5V6H49ZM70 5V6H69ZM126 5V6H125ZM197 5H201L200 7H202V8H200L199 6H197ZM9 6V7H8ZM12 6V7H11ZM33 6V7H32ZM47 6H49V7H47ZM57 6V7H56ZM78 6V7H77ZM197 6V7H196ZM15 9H14V8ZM19 7H20V9H19ZM25 9H24V8ZM53 7V10L51 9ZM196 7V8H195ZM16 8H17V10H16ZM28 8V9H27ZM31 8H33L34 10H32ZM40 8V9H39ZM55 8V9H54ZM57 8V9H56ZM79 10H78V9ZM160 8H161V6H160ZM23 11H22V10ZM27 9V10H26ZM108 9V8H107ZM193 9V10H194ZM207 9V10H206ZM31 10V11H30ZM52 10V11H51ZM54 10H55V12H54ZM123 10L121 11V12H123ZM200 10V11H199ZM204 10V11H203ZM12 11H14V12H12ZM16 11V12H15ZM22 11V12H21ZM26 11V12H25ZM51 11V12H50ZM66 11V12H65ZM79 11H81V13L83 14L82 16H81V14L79 13ZM85 11V10H84ZM109 11V10H108ZM9 12V11H8ZM18 12V13H17ZM24 12V13H23ZM73 12V13H72ZM200 12H201V14H200ZM206 12V13H205ZM247 12V11H246ZM17 13V14H16ZM26 13H28L29 14V16L27 17V15L28 14H26ZM34 13V14H33ZM51 13V14H50ZM111 13H112V16H113V18H112V16H110L111 15ZM188 13V14H187ZM209 13V14H208ZM244 13V12H243ZM36 14V15H35ZM79 14H80V16H79ZM158 14H160V12L158 11ZM173 14H175V13H173ZM189 14H191L192 15V11L190 12V11H187V12H185V16L187 15H189ZM204 14V15H203ZM22 15V16H21ZM50 15V16H49ZM55 15V16H54ZM84 15H85V18H84ZM154 16H155V14H153ZM152 15V16H153ZM178 15L179 14H176V15H172L171 17L172 18H175V17H173V16H176V17H178ZM183 16H184V13L182 14ZM182 15H180L178 18H180ZM19 16V17H18ZM39 16V17H38ZM51 16H52V18H51ZM54 16V17H53ZM77 16H78V18H79V20H78V18H77ZM127 16V15H126ZM133 16V17H132ZM207 16V17H206ZM44 19H43V18ZM48 17V18H47ZM56 17V18H55ZM148 17V16H147ZM27 18L28 19V21H27V19L25 20V19ZM46 18V19H45ZM124 18H125V15H124ZM128 18V19H127ZM145 20H144V19ZM21 19V20H20ZM39 19H41L42 21H38ZM74 19V20H73ZM76 19V20H75ZM204 19L206 20V21H204ZM16 20H18L17 22H19V23H17V22H15ZM34 20V21H33ZM44 20V21H43ZM72 20V21H71ZM150 21V22H148V21ZM26 21V22H25ZM46 21V22H45ZM82 21V22H83ZM107 21H108V23H107ZM176 20H170L169 21V25H171V23H173L174 22V24L177 22V25H178V21L179 20H177L176 22H175ZM28 22V24H26ZM64 22V23H63ZM68 22V23H67ZM74 22V23H73ZM179 22H181V21H179ZM33 23H35V25L33 24ZM51 23V24H50ZM58 23V24H57ZM76 23V24H75ZM87 23L89 24V22L87 21ZM155 23H157V22H155ZM210 23V24H209ZM22 24H23V26H22ZM30 24V25H29ZM63 24V26H61ZM66 24V25H65ZM131 24V25H130ZM159 24V23H158ZM158 24H157V26H158ZM173 24V25H174ZM180 24V23H179ZM26 25H28V26H26ZM31 25H32V27H31ZM34 25V26H33ZM72 25V26H71ZM107 25V27H109ZM144 22L142 23V26L141 27H139V28H143L144 27ZM155 25V24H154ZM173 25H172V27H173ZM176 24H175V26H177ZM192 25V26H193ZM200 25V26H199ZM19 26V27H18ZM67 26V27H66ZM128 26L130 27V29L128 28ZM135 28H134V27ZM175 26H174V28H175ZM191 26V28L192 29H194V30H196L194 27H192ZM207 26H205V27H207ZM10 27V26H9ZM17 27V28H16ZM26 27H27V29H26ZM63 27H64V29H63ZM70 27H72L71 29H70ZM88 27H90L89 25H88ZM100 29H99V28ZM146 27H144L145 28V30L143 31V32H145V35L146 36H148L147 34H146ZM20 28V29H19ZM22 28V29H21ZM35 28H37L36 30H35ZM53 28V29H52ZM104 29L105 31H104V33H103V30L102 29ZM132 28V29H131ZM148 28V27H147ZM151 28V31H149L148 30V32H150L149 33V35L151 34V32L154 30V29H156V25H155V27L153 26V27H150ZM154 28V29H153ZM188 28L189 27H187V29L186 30H188ZM30 29H31V31H30ZM63 29V30H62ZM74 29H76V28H74ZM73 29V30H74ZM128 29H129V32H128ZM158 29L159 30H161V32L160 31H158ZM158 29H156V30H154L155 32H156V35L157 34H160V35H158L159 37L163 34V30L162 29H160V28H158ZM18 30V31H17ZM33 30V31H32ZM102 30V31H101ZM132 30H134V31H132ZM193 30V31H194ZM70 31H69V33H70ZM97 31H98V33H97ZM107 31V32H106ZM154 31L152 32L153 34H155L154 33ZM100 32V33H99ZM106 32V33H105ZM133 32V33H132ZM136 32V33H135ZM142 32V31H141ZM142 32V33H143ZM195 32V33H194ZM193 32V34L194 35H197L198 34V31H197V34H196V31H194ZM201 32V31H200ZM7 33V32H6ZM12 33V34H13ZM38 33V34H37ZM54 33V34H53ZM60 33V34H59ZM109 33V34H108ZM135 33V34H134ZM139 33V34H138ZM202 33H204V32H201V34H199L198 35V38H199V40L201 39V42L202 41H205V40H202V38L204 39V35L206 34V33H204L203 35H202ZM4 34H5V32H4ZM31 34V35H32ZM62 34V35H61ZM128 34H129V36H128ZM141 34V35H140ZM151 35V36H148V37H152V36H155V35ZM35 35H37V36H35ZM46 35V36H45ZM51 37V39H50V37ZM52 35V36H51ZM55 35V36H54ZM109 35V36H108ZM131 35V36H130ZM134 35V36H133ZM138 35V36H137ZM140 35V36H139ZM145 35H144V37H145ZM202 36V38H200L199 36ZM43 36H45V39H44V37ZM57 36H60V38H57ZM62 36L65 38H62ZM102 36V37H101ZM106 36V37H105ZM31 37V38H32ZM37 37V38H36ZM127 37H129V38H127ZM144 37H143V41H144ZM156 37V36H155ZM195 37V36H194ZM192 38V39H194L195 41H197L198 40V38L197 37H195V38ZM57 38V39H56ZM61 38H62V40H61ZM206 38V37H205ZM36 39V40H35ZM37 39H39V41L37 40ZM42 39V40H41ZM55 39L57 40V41H55ZM63 39L65 40V42H63ZM103 39H105V40H103ZM4 39H2V41H3ZM20 40H22V39H19V41H16V40H14L15 41V43L14 44H17V43H19V44H21V43H23L24 41L22 40V42L20 41ZM49 40V41H48ZM60 40V41H59ZM142 40V39H141ZM199 40H198V42H195V43H200L199 42ZM0 41H1V39H0ZM1 41V42H2ZM37 41V42H36ZM68 41L70 42L69 44H68ZM138 41V42H137ZM5 42V41H4ZM36 42V43H35ZM38 42H39V44H38ZM44 42V43H43ZM55 42H57V43H55ZM58 42L60 43V44H58ZM62 42H63V44H62ZM104 42L105 44H106V46H105V44L102 43ZM54 43V44H53ZM72 43V44H71ZM130 43V44H129ZM138 43V44H137ZM40 44L42 45V46H40ZM51 44V45H50ZM53 44V45H52ZM57 44H58V46H57ZM133 44H134V46H133ZM137 44V45H136ZM18 45V44H17ZM59 45H62V46H59ZM67 45H68V47H67ZM69 45H71V46H69ZM142 45H143V42H142ZM197 45L198 46H200V45H202L201 43H200V45L199 44H196V47H197ZM39 46V49H37V47ZM48 47V48H46L47 49V51H46V49L44 48V47ZM104 46V47H103ZM140 46V48H138ZM144 46V45H143ZM37 49H35V48ZM59 47V49H56V48H58ZM72 47V48H71ZM131 47V48H130ZM133 47V48H132ZM136 47V48H135ZM26 48V49H25ZM31 49L33 52H37L38 53V55H37V53H36V55L37 56H40L41 54V57H40V59L35 55V53H34V55H33V53L32 52H27V50L28 49ZM45 49V51H44V49ZM61 48V49H60ZM68 48V49H67ZM74 48V49H73ZM105 50H104V49ZM107 48V49H106ZM41 49H43V50H41ZM56 49V50H55ZM72 49V50H71ZM79 49H83V51L82 52H80L81 50H79ZM108 49H110V50H108ZM131 49V50H130ZM139 49V50H138ZM142 49H143V47H142ZM141 49V50H142ZM197 49V48H196ZM200 49V48H199ZM199 49H197V50H199ZM31 50H28V51H31ZM50 50H52V52L50 51ZM69 52H68V51ZM73 50L75 51V50H77V51H75V52H73ZM79 50V51H78ZM86 50V51H85ZM92 50V49H91ZM140 50V51H141ZM42 51V52H41ZM49 51V52H48ZM105 51V52H104ZM108 51H110V52H108ZM128 51H129V53H128ZM138 51V52H137ZM161 51V52H160ZM185 51V50H184ZM183 50H182V52H184ZM201 51V50H200ZM202 51H203V49H202ZM205 51V50H204ZM203 51V52H204ZM46 52V53H45ZM57 52V53H56ZM59 52V53H58ZM79 52H80V54H79ZM96 53L95 55L97 56H94V54L93 53ZM99 52H100V54H99ZM104 54V55H102V53ZM112 52V53H111ZM133 54H132V53ZM31 53V54H30ZM44 53H45V55H44ZM49 53V54H48ZM51 53H52V55H51ZM55 53V54H54ZM65 53V54H64ZM70 53V54H69ZM75 53V54H74ZM111 53V54H110ZM17 54V55H18ZM60 56H59V55ZM67 54H69V55H67ZM83 54V55H82ZM107 54V55H106ZM128 54V55H127ZM131 54V55H130ZM155 54V55H154ZM158 54V55H157ZM47 55V56H46ZM73 55V56H72ZM100 55V56H99ZM137 55L139 56V57H137ZM31 56V57H30ZM35 56L37 57L36 59H35ZM43 56V57H42ZM48 56H49V58H48ZM55 56V57H54ZM61 56H63L62 58H60ZM92 56V57H91ZM96 57V58H94V57ZM103 56H104V58H103ZM107 56V57H106ZM111 56V57H110ZM155 58H154V57ZM158 58H157V57ZM29 57H30V59H31V61L33 62V63H35V65L33 64V63H31V61H29L30 59H29ZM51 57H52V59H51ZM68 57V58H67ZM70 57H71V61L69 60L70 59ZM84 57V58H83ZM91 57V58H90ZM101 59H99V58ZM85 58H86V61H85ZM88 58V59H87ZM97 58H98V61H97ZM105 58H108V59H105ZM117 58V59H116ZM126 58V59H127ZM138 58H139V60H138ZM158 62H155V60ZM37 59H39V60H37ZM60 59H61V61H60ZM63 59H65L64 61H63ZM90 59V60H89ZM92 59V60H91ZM94 59V60H93ZM103 59V60H102ZM160 59V60H159ZM35 60V61H34ZM82 60V61H81ZM88 60V61H87ZM115 60L117 61V62H115ZM128 60V59H127ZM136 60V61H135ZM144 60H146V61H144ZM163 60V61H162ZM54 61H56V63L54 62ZM76 61V62H75ZM104 62V61H106V62H104V66H107V68H105L104 66H103V69H104V71H103V69H100V67H99V70H98V68L97 69H95V70H98V72L96 71V72H94V70H92L91 68H92V66H94V65H97L98 63H96V62ZM110 61V62H109ZM162 61V62H161ZM31 64H33V65H31ZM36 62H37V64H36ZM75 62V63H74ZM82 64H81V63ZM92 62V63H91ZM101 62V63H102ZM130 62H131V64H130ZM133 62V63H132ZM139 62V63H138ZM161 62V63H160ZM51 63V64H50ZM55 63V64H54ZM71 63V64H70ZM89 63V64H88ZM95 63V64H94ZM108 65H107V64ZM141 63V64H140ZM160 63V64H159ZM62 64V65H61ZM79 64V65H78ZM82 66H81V65ZM83 64H85V66H87V67H84V65ZM116 64H119L118 66H116ZM137 64H139V65H137ZM50 65V66H49ZM57 65V66H56ZM59 65V66H58ZM64 65H67L68 66V69H66L67 68V66H65V67H62V66H64ZM91 67H90V66ZM99 65V64H98ZM98 65H97V67H98ZM110 65V66H109ZM134 65V66H133ZM141 65V66H140ZM28 66V67H27ZM41 66V67H40ZM43 66V67H42ZM69 66H70V68H69ZM73 66V67H72ZM100 66H102V65H100ZM109 66V67H108ZM120 66V67H119ZM123 66V67H122ZM126 67V69H125V67ZM133 66V67H132ZM161 66H164V67H161ZM51 67V70L49 69ZM58 67H60L61 68V70H60V68H58ZM76 67H79V68H77L76 69ZM80 67H82V68H80ZM142 67V68H141ZM144 67V68H143ZM149 67H150V69H149ZM154 67V68H153ZM156 67V68H155ZM159 67V68H158ZM22 68V67H21ZM25 68H26V70H25ZM57 68L60 70V71H63V72H61V74H60V71H58L57 72ZM72 68L74 69L73 71H72ZM85 70H84V69ZM87 68V69H86ZM102 68V67H101ZM109 68V69H108ZM111 68V69H110ZM130 68H131V70H130ZM135 68L137 69L136 71H135ZM141 68V69H140ZM29 69V70H28ZM34 69V70H33ZM38 69V70H37ZM45 69H47V70H45ZM56 69V70H55ZM63 69V70H62ZM81 69V70H80ZM91 69V70H90ZM106 69V70H105ZM114 69H118L119 71H116V70H114ZM120 69H121V71H120ZM133 69V70H132ZM147 70V71H145V70ZM25 70V71H24ZM44 70V71H43ZM75 70H79L78 71V73H77V71H75ZM90 70V71H89ZM112 70V71H111ZM122 70L123 71H125V70H128L127 72L125 71V72H122ZM150 70V71H149ZM152 70H153V72L154 71H156L155 73H156V75H157V73H159V72H161V73H159L157 76L152 72ZM32 71H34V72H32ZM46 71V72H45ZM65 71H66V73H65ZM69 71V72H68ZM80 71H81V73H80ZM88 71V72H87ZM100 71V72H99ZM139 71V72H138ZM149 71V72H148ZM26 72H28V73H26ZM31 72V73H30ZM39 72V73H38ZM90 72H91V74H90ZM103 72H104V74H103ZM122 72V73H121ZM141 72V73H140ZM36 73V74H35ZM49 73V74H48ZM57 73V74H56ZM77 73V74H76ZM95 73H97L98 75L99 74H101L100 76L102 77H97L98 75L97 74H95ZM108 73V74H107ZM127 73V74H126ZM148 73H149V76H147L148 75ZM153 73V75H155V76H153V75H151V74ZM47 74V75H46ZM54 75V78H52L53 76L52 75ZM65 75V76H60V75ZM70 74H72V75H70ZM106 74V75H105ZM122 74H123V76H125V74H126V76L125 77H121L122 76ZM134 74V75H133ZM136 74V75H135ZM138 74H140V75H138ZM163 74V75H162ZM25 75V76H26ZM34 75H35V77H34ZM42 75V76H41ZM50 75H51V78L54 80V81H52V79L51 78H49L50 77ZM68 75H69V77H68ZM97 75V76H96ZM131 75H132V77H131ZM48 76V77H47ZM73 76V77H72ZM91 76H92V78H91ZM105 76V77H104ZM128 76H130V77H128ZM133 76H136V77H133ZM143 76H145L144 78H143ZM37 77V78H36ZM39 77V78H38ZM42 77V78H41ZM68 77V78H67ZM76 77V78H75ZM90 77V78H89ZM104 77V78H103ZM142 77V78H141ZM153 77H155V78H153ZM33 78H34V80H33ZM44 78H45V80H44ZM47 78V79H46ZM56 78V79H55ZM69 79V80H66V79ZM70 78H71V80H70ZM81 78V79H80ZM107 78H108V80L110 81L111 79L113 80H111V83H109L108 81H107ZM111 78V79H110ZM132 79V81L130 80V79ZM141 80H140V79ZM149 78V79H148ZM169 78L171 79V80H169ZM38 79V80H37ZM78 79V80H77ZM83 79V80H82ZM101 79V80H100ZM138 81H137V80ZM145 79V80H144ZM36 80V81H35ZM42 80V81H41ZM49 80V82H50V84L49 83H47V81ZM51 80V81H50ZM55 80H57V81H55ZM59 80V81H58ZM64 80V81H63ZM75 80V82H73ZM77 80V81H76ZM86 80V81H85ZM90 80V81H89ZM97 80H99V81H101L102 82V80L103 81H107L106 82V84H105V82H103L102 84H103V86H101V83H99V81H97ZM128 80V81H127ZM135 80V81H134ZM150 80V81H149ZM162 80L165 82V80H166V82L165 83H163L162 82ZM39 81V82H38ZM46 81V82H45ZM62 81V82H61ZM69 81V82H68ZM79 81H81L80 83H79ZM96 83H95V82ZM153 83H152V82ZM54 82V83H53ZM56 82L58 83V82H60V83H58L57 85H56ZM71 82H73V84L71 83ZM113 82H116V83H113ZM126 82H128L127 84H126ZM131 82H133V84L131 83ZM159 82V83H158ZM162 82V83H161ZM10 82H6L5 84H0V100H3L4 102L5 101H7L6 103L9 105L8 107H6L5 108V112H6V110L8 111V112H6L7 114H5V112H3V110H1V109H3L4 107L3 106H1L2 104L3 105H6L7 106V104H4L3 102H2V104L0 105V122H2V123H0V127H1V129H0V152H1V154H0V180H2L1 182H0V193H1V190L3 189V187L5 186L4 185V183L6 184L8 181H9V184H10V186L9 187H11V186H16V184H19V182H23L22 183V187H24V183H25V181L26 180H28V182H30V173H31V166H30V161H29V159H30V156H29V154H28V152L30 153V150L32 151L33 149L30 147V146H32V147H34L33 146V144H32V142H30V140L28 141V138H27V140H21L22 139V137L24 136V135H21L20 134V131L22 130L21 129V127L23 128V126L26 124V126L28 127V129H27V127L25 126V128H26V132H25V137L26 136H28V137H30L29 135H26V133H27V131L31 128V129H33L32 127V116L30 115L31 113L32 114H34L33 113V111L32 110H35V109H33V105H35L34 103L35 102H33V104H32V107H31V101L33 100L32 98L34 97L35 98V96L33 95V97L31 96V98H30V96H29V94H27V91H28V89H32V90H34L35 89V87L34 86H36L35 84L33 85V83L32 84H29L30 86L28 87V89H27V87L25 88L27 91H26V93H24V91H22L21 90V88L18 86L17 87V85H16V87L15 86H11L10 84H9ZM46 84V85H44V84ZM61 83H62V85H61ZM68 83H70L71 84V86L68 84ZM92 83V84H91ZM131 84V86H130V84ZM136 83V84H135ZM150 83V84H149ZM27 83H25V85H26ZM48 84V85H47ZM55 84V85H54ZM64 84V85H63ZM66 84V85H65ZM77 84H79V85H81V86H79V85H77ZM85 84V85H84ZM107 84H108V86H107ZM112 85V87L110 86V85ZM147 84H149L148 85V87H147ZM155 86H153V85ZM49 85H52V86H49ZM75 87H74V86ZM94 85V86H93ZM98 85H100L99 87H98ZM104 85H106L107 86V89L108 88H110V89H112V91H113V94H114V98H115V100H113L114 101V103H113V101L111 102V101H109L108 99H105V100H107V101H109V103L106 101V103H105V100H104V97H103V93H104V91L105 90H103L102 91V89H104L103 87H104ZM115 85V86H114ZM144 85H145V88L147 87L148 89L146 90L145 88H144ZM156 85H157V87H156ZM162 85V86H161ZM37 86V87H38ZM48 88H47V87ZM71 87V88H69V87ZM88 86V87H87ZM89 86H93V87H89ZM98 87V89H97V87ZM110 86V87H109ZM130 86V87H129ZM149 86H150V88H149ZM6 87V88H5ZM14 87V88H13ZM32 87H34V88H32ZM55 87V88H54ZM62 87H61V89H62ZM83 87H85V88H83ZM115 87H117V88H115ZM136 87V88H135ZM8 88V89H7ZM16 88V89H15ZM20 89V91H17V89ZM23 88V87H22ZM24 88H23V90H24ZM41 88V90H43ZM47 88V89H46ZM53 88V89H52ZM68 88V89H67ZM88 88V89H87ZM90 88V89H89ZM95 88V89H94ZM113 88H115L114 90H113ZM120 88V89H119ZM122 88V89H121ZM124 88V89H123ZM140 88L142 89V90H140ZM144 88V89H143ZM5 89V90H4ZM66 89V90H65ZM82 89V90H81ZM84 89V90H83ZM87 89V90H86ZM106 89V88H105ZM106 89V90H107ZM14 90V91H13ZM117 90V91H116ZM118 90H119V92H120V94H119V92H118ZM125 90V91H124ZM143 90H144V92H143ZM12 91H13V93H12ZM29 91H31V90H29ZM28 91V92H29ZM60 91H62V90H60ZM88 91V92H87ZM101 91V92H100ZM3 92L5 93L6 92V95H8V96H5V94H3ZM16 92V93H15ZM17 92H18V94H17ZM20 92V93H19ZM22 92H23V94L24 95H21L22 94ZM33 93H34V91H32ZM70 92V93H71ZM85 92V93H84ZM87 92V93H86ZM103 92V93H102ZM140 92H142L141 93V95H140ZM116 93V94H115ZM3 94V95H2ZM14 94V95H13ZM27 94V95H26ZM9 95H11V96H9ZM21 95V96H20ZM26 95V96H25ZM46 95H47V93H46ZM98 95V96H99ZM115 95H116V97H115ZM125 95V96H124ZM131 95V96H130ZM12 96H13V98H12ZM16 96V97H15ZM23 96V97H22ZM28 96H29V98H28ZM86 96H88V95H85L84 97H86ZM88 96V97H89ZM102 96V97H101ZM11 97V99H9ZM20 99H19V98ZM22 97V98H21ZM80 97V98H79ZM81 97H82V99H81ZM122 97V98H121ZM128 97V98H127ZM133 97V98H132ZM6 98H8V99H6ZM87 98V97H86ZM90 98V97H89ZM103 98V99H102ZM113 98V99H114ZM118 98V99H117ZM125 98H127V99H125ZM4 99H6V100H4ZM14 99H16V101H14ZM19 99V101H17ZM22 99H24V100H22ZM29 99H32L31 101L29 100ZM37 99V98H36ZM53 98H51V100H52ZM101 99V100H100ZM13 100V101H12ZM27 100V101H26ZM78 100V101H77ZM79 100H81V101H79ZM118 100V101H117ZM128 102H127V101ZM132 100H133V102H132ZM10 101H11V103H10ZM25 101H26V104H24L25 103ZM31 103H30V102ZM33 101H36L35 99L33 100ZM117 101V102H116ZM15 102H17V103H15ZM21 102V103H20ZM24 102V103H23ZM28 102H29V104L30 105H27L28 104ZM85 104H84V103ZM121 102V103H120ZM123 102H125V103H123ZM0 103H1V101H0ZM37 103V102H36ZM105 103V104H104ZM112 103H113V105H112ZM119 103H120V105H119ZM123 103V104H122ZM108 104V105H107ZM134 105L135 104V106H132V105ZM17 105V106H16ZM19 105V106H18ZM22 105H25V106H22ZM96 105V106H95ZM98 105V106H97ZM101 105V106H100ZM113 107H112V106ZM116 105H118V106H116ZM127 105H129L130 106V109H129V106L127 107ZM144 105H146L145 107H144ZM11 106H12V110H11ZM15 106V107H14ZM21 106V107H20ZM26 106H27V108H26ZM88 107V108H85V107ZM93 106H91V107H93ZM109 108H108V107ZM115 106V107H114ZM160 106V107H159ZM2 107V108H1ZM14 107V108H13ZM25 107V109H23ZM84 107V108H83ZM93 107V108H94ZM105 107V108H104ZM112 109H111V108ZM132 107V108H131ZM140 107H142V109L140 108ZM151 107V108H150ZM164 107V108H163ZM20 108H21V110H20ZM28 108H29V110H28ZM120 108V109H119ZM133 108H134V110H133ZM137 108V109H136ZM139 108V109H138ZM145 108V109H144ZM159 108H160V111H159ZM162 108H163V111H162ZM10 109V110H9ZM30 109H32L31 111L32 112H30ZM68 109V110H69ZM103 109H105V110H103ZM111 109V110H110ZM116 111H115V110ZM118 109V110H117ZM147 109V110H146ZM150 109V110H149ZM151 109H152V111H153V113H151L152 111H151ZM154 109V110H153ZM26 111V112H23V111ZM80 110V111H81ZM122 110H124L123 112H125V113H127V116H126V114L125 113H123V115H122ZM131 110V111H130ZM136 110V111H135ZM2 111V112H1ZM13 111H14V113H13ZM17 111V112H16ZM21 111H22V113H21ZM29 111V112H28ZM85 111H88L87 113L85 112ZM103 111H105V114L107 113V114H110L111 113V115H112V117L111 116H105L104 115V112ZM107 111V112H106ZM110 111V113H108ZM129 113H128V112ZM134 111H135V113H134ZM146 113H145V112ZM82 112V113H83ZM114 114H113V113ZM117 112V113H116ZM133 112V113H132ZM140 112V113H139ZM155 112V113H154ZM15 113H18V115L17 114H15ZM30 113V114H29ZM68 113H71V112H68ZM83 113V114H84ZM93 113H95V114H93ZM121 113V114H120ZM160 114V115H158V114ZM2 114H3V119H2ZM26 114V115H25ZM106 114V115H107ZM153 114V115H152ZM163 114H167V113H163ZM162 114V115H163ZM6 115V116H5ZM14 115V116H13ZM23 115H24V117H23ZM28 115V116H27ZM30 115V116H29ZM102 115L104 116V119L102 118ZM129 115H130V117H129ZM133 115V116H132ZM138 115V116H137ZM148 115V116H147ZM155 115V116H154ZM9 116V117H8ZM11 116V117H10ZM29 117V118H26V117ZM123 116V117H122ZM132 116V117H131ZM136 116V117H135ZM146 116V117H145ZM152 116V117H151ZM6 117V118H5ZM12 117H14V118H12ZM21 117V118H20ZM32 117V118H31ZM112 118V120H111V118ZM121 117V118H120ZM165 117V118H164ZM31 118V119H30ZM105 118H106V120H105ZM118 118V119H117ZM120 118V119H119ZM157 118H159L161 121H162V123H161V121L159 120V119H157ZM8 119V120H7ZM16 119H17V121H16ZM98 121H100L99 123H100V126H99V124L97 123H95L97 120ZM101 119V120H100ZM103 119V120H102ZM122 119V120H121ZM126 119V120H125ZM130 119V120H129ZM138 119V120H137ZM152 119V120H151ZM157 119V120H156ZM4 120H6V122L4 121ZM14 120V121H13ZM93 120H96V121H93ZM120 120V121H119ZM134 120V121H133ZM144 120H146V121H144ZM21 121V122H20ZM124 121V122H123ZM126 121V122H125ZM138 121V122H137ZM159 122L160 123V126H159V124L157 123V122ZM174 123H173V122ZM16 123L18 126H21V123H23L22 125L23 126H21V127H19L21 130H19V128H17V129H15V127L17 126L16 124H14V123ZM109 122V123H108ZM115 122V123H114ZM119 122V123H118ZM129 122V123H128ZM135 122V123H134ZM146 122H148V124L146 123ZM154 122V123H153ZM163 122H164V125H163ZM169 122V123H168ZM4 123V124H3ZM13 123V124H12ZM92 123V124H91ZM93 123L94 124H96L97 126H95L94 125V127H90V125L92 126L93 125ZM102 123H104L105 125H103ZM113 123V124H112ZM122 123L125 125H122ZM139 123V124H138ZM2 124V125H1ZM9 124V125H8ZM20 124V125H19ZM83 124H81V126H83ZM115 124H117V125H115ZM135 124V125H134ZM137 124V125H136ZM145 124V125H144ZM153 125L152 127H148V125ZM162 124V125H161ZM166 124H168L167 126H166ZM5 125H7V126H9V128H7V127H4ZM16 125V126H15ZM105 126V127H103V126ZM149 125V126H150ZM29 126H32V127H30L29 128ZM117 126H118V128H117ZM124 126V127H123ZM129 126V127H128ZM146 126V128L145 129H143L144 127ZM156 127V132L157 131H159L157 134H158V136H156V138H157V142H158V140H160V142H161V145H160V143L158 142V144H157V142L155 141H153V139L152 140H150V138L149 137H151V136H149V135H152L151 133L150 134H148L151 130L153 131V128L155 129V127ZM158 126V127H157ZM166 126V127H165ZM11 127H12V129H11ZM89 127V128H88ZM102 127V128H101ZM106 127H107V129H106ZM132 127V128H131ZM141 127V128H140ZM163 127H165V128H163ZM171 127V128H170ZM176 127V128H175ZM15 130H14V129ZM110 128V129H109ZM113 128V129H112ZM125 128H127V129H125ZM135 128V129H134ZM151 130H150V129ZM173 128H174V132H175V135H174V132L172 131L173 130ZM31 129H30V131H31ZM98 129V130H97ZM101 129H103V130H101ZM105 129V130H104ZM109 129V130H108ZM123 129V130H122ZM149 129V130H148ZM161 129V130H160ZM3 130V131H2ZM4 130H5V132H7V133H5L4 134ZM7 130V131H6ZM11 130V131H10ZM17 130H18V132H17ZM108 130V131H107ZM137 130V131H136ZM141 130H143V131H141ZM166 130V131H165ZM9 131H10V133H9ZM106 131V132H105ZM110 131V132H109ZM125 131V132H124ZM127 131H128V133H129V135H127L128 133H127ZM132 131V132H131ZM145 131V132H144ZM147 131H148V133H147ZM32 132V131H31ZM113 132V133H112ZM115 132V133H114ZM121 132V133H120ZM137 133V134H135V133ZM170 132H171V134H170ZM17 133V134H16ZM30 132H28V134H29ZM111 133H112V135H111ZM120 133V134H119ZM139 133V134H138ZM146 133V134H145ZM166 133V134H165ZM14 134L16 135V137L14 136ZM108 134V135H107ZM115 134V135H114ZM119 134V135H118ZM122 134V135H121ZM126 135V136H123V135ZM135 136H133V135ZM162 134L164 135V136H162ZM167 134H168V136H167ZM170 134V135H169ZM11 135V136H10ZM21 137H20V136ZM118 135V136H117ZM121 135V136H120ZM154 136L156 135V133H154L153 134ZM159 135H161V136H159ZM2 136V137H1ZM6 136V137H5ZM8 136H10V138L8 137ZM17 136H19L20 137V139L18 140L17 138H19V137H17ZM133 136V137H132ZM138 138H137V137ZM149 136V137H148ZM175 136V137H174ZM9 139H8V138ZM118 137H120V139L122 138V139H124L123 140V142H122V139L120 140ZM126 139H125V138ZM132 137V138H131ZM163 137V138H162ZM174 137V138H173ZM177 137V138H176ZM179 137V138H178ZM3 140H2V139ZM14 138H16L15 140H14ZM140 138V139H139ZM142 138H143V140H142ZM148 138V139H147ZM161 138V139H160ZM7 139V140H6ZM11 139V140H10ZM117 141H116V140ZM134 139V140H133ZM139 139V140H138ZM150 141L149 143H148V141ZM179 141H178V140ZM6 140V142H4V146L2 145L3 144V141H5ZM21 140V141H20ZM54 140V139H53ZM128 140V142H126ZM130 140L132 141V142H130ZM137 140H138V142H137ZM141 140L143 141V142H145V144L146 145H148V146H146L143 142H142V144H144V145H142L140 142H141ZM169 140V141H168ZM172 140V141H171ZM183 140L185 141V142H183ZM16 141V142H15ZM114 141L116 142V143H114ZM155 143H153V142ZM165 141V142H164ZM181 141V142H180ZM117 142H120V144L119 143H117ZM164 142V143H163ZM180 142V144L181 145H179L178 146V143ZM187 142H188V144H187ZM6 143V144H5ZM16 143V144H15ZM27 143V144H26ZM127 143H129V144H127ZM132 144V146H131V144ZM140 143V144H139ZM23 144H24V148H21V145L23 146ZM28 144H30L29 145V150H25V148L26 149H28ZM118 144V145H117ZM135 144H136V146H137V148L138 147H141V145H142V147H144L143 149H144V151L142 150V147L140 148L143 152H145L146 150V152L145 153H143L142 151H138L137 150V148H136V146H135ZM174 144V145H173ZM111 145V146H112ZM129 145H130V147L134 150H132L130 147H129ZM138 145H140V146H138ZM2 146V147H1ZM20 146V147H19ZM135 146V147H134ZM153 146V147H152ZM174 146V147H173ZM178 146V147H177ZM191 146V147H190ZM154 147H156V149L154 148ZM12 148H14V149H12ZM15 148H16V150H15ZM19 148V149H18ZM135 148H136V150H135ZM152 148H154V149H152ZM162 148V149H161ZM176 148H179L178 150L176 149ZM21 149H24L25 150V153L23 152L24 150H22L21 151ZM118 149V150H117ZM151 149V150H150ZM195 149V148H194ZM115 150H116V152L118 153H116L115 152ZM153 150V151H152ZM8 151V152H7ZM132 151V152H131ZM138 151V152H137ZM173 151V152H172ZM175 151H177V152H175ZM194 152H195V154L197 155V157H196V155L194 154V152H193V156L196 158V159H198V157H199V159L198 160H200V161H198V160H196L197 162H198V164H197V162H195V160H194V158H193V160H192V162H195V164L194 165H190V163L189 164H187V166L189 167V166H191V167H189V168H186L187 166H185V169H187L186 171L184 170V169H181V170H179L180 168H179V165L177 166V168H174V169H176V170H179L180 171V173H182V175L181 176H179V179H178V177H177V179L179 180V183H177L176 182V180L177 179H175V178H173L175 175L174 174H170L169 176L171 177V178H173V180L171 181L169 178L170 177H168V179H169V181H168V183H167V187H168V185H169V187H170V185H171V187L169 188V192L167 191V187L165 186V188H164V191H166V192H168L167 193V195H166V193L164 192V194H165V197H167L166 199L168 200L169 199V201H173L174 202V200L176 201V199L177 198H179V201H177V202H179L178 203V207L180 208L181 207V209L184 211V209H185V211L187 212V214H189L188 212H192V213H190V215L192 214L193 215V213L194 214H196V213H198L197 215H199V216H195L194 215V217L192 216V218L194 219V221H195V223H198V222H202V223H204V225L205 226H208V227H210V222L208 223L207 222V220H204V218H202V214H204V213H202V212H204L205 211V209L207 208V206H205V205H208V201H209V199L208 198H210V194H208L207 195V192L209 191H206L205 189H207L206 188V186L205 185H207V184H209L211 181H212V178L214 179L215 177L214 176H216V177H218L219 175V173L221 172V170H216L215 171V169H219V168H215V169H213L212 168V164L210 165H206V164H208V159L206 160V157H205V159H204V155L202 156V155H199L198 156V154H199V150L197 151V150H193ZM27 152V153H26ZM153 152V153H152ZM159 152V153H158ZM167 152H169V153H167ZM170 152H172V157L175 159V162L173 161V162H171L173 159H171L172 157H171V153ZM161 153V154H160ZM163 153V154H162ZM175 153V154H174ZM189 154H190V152H188ZM26 154V155H25ZM28 154V155H27ZM115 154H116V156H115ZM150 154V155H149ZM174 154V155H173ZM9 155V156H8ZM112 155L110 154L109 155V157H108V155H106L105 156V154H104V156H103V158H104V160L103 161H101L99 164H98V168H100L101 166V168L100 169H103V168H105L104 167V165H107V163H112V161L114 160V159H112L111 157H112ZM139 155V154H138ZM138 156V158L139 157H142V156ZM168 155V156H167ZM4 156V157H3ZM132 156V155H131ZM160 156V157H159ZM202 158H201V157ZM29 157V158H28ZM142 157V158H143ZM162 157L164 158V157H166L163 161H161L162 160ZM147 158V159H146ZM153 158V159H152ZM157 160H156V159ZM167 158H168V160H167ZM201 158V159H200ZM12 159V160H11ZM27 161H26V160ZM139 159H141V158H139ZM156 161H155V160ZM160 159V160H159ZM169 159H171V161L169 160ZM23 160V161H22ZM106 160V161H105ZM154 160V161H153ZM165 160H167L166 162H165ZM149 163H148V162ZM27 162V163H26ZM137 162V163H138ZM154 162H155V164H154ZM160 162V163H159ZM166 164V163H168L166 166L168 167L167 169L165 168L166 166L164 165V163ZM170 162H171V164L174 166V167H172V165L170 164ZM10 163H12V164H10ZM104 163V164H103ZM162 163V164H161ZM9 164V165H8ZM161 164V166L162 165H164V167H163V169L161 168V166H157V165H160ZM191 164H193V163H191ZM197 164V165H196ZM201 164H202V168L200 167L201 166ZM6 165V166H5ZM18 165V166H17ZM20 165V166H19ZM100 165V166H99ZM144 165V166H143ZM150 165V166H149ZM183 165V164H182ZM205 165V166H204ZM26 168H25V167ZM169 166L170 167H172L171 169L169 168ZM181 166V165H180ZM195 166V167H194ZM17 167V168H16ZM160 167V171H159V175L156 173V172H158V171H156L158 168ZM8 168V169H7ZM11 168H16L15 170L14 169H11ZM19 168H20V170H19ZM144 168V169H143ZM150 170H149V169ZM157 168V169H156ZM21 169H23L22 171H21ZM192 169H193V171H192ZM202 171H200V170ZM209 169V170H208ZM210 169H211V171L214 173H212L211 171H210ZM221 169V168H220ZM11 170V171H10ZM14 170V171H13ZM20 172H19V171ZM124 170H125V168H124ZM144 170V171H143ZM146 170V171H145ZM148 170H149V172H148ZM175 170V171H176ZM186 172V175H188L189 176V178H188V176H186L185 174H183L184 173V171ZM13 171V172H12ZM27 171H28V173H27ZM143 171V172H142ZM151 171V172H150ZM205 171V172H204ZM210 171V172H209ZM215 171V172H214ZM5 172V173H4ZM7 172H8V175H7ZM17 173V175L15 174V173ZM25 172V173H24ZM142 172V173H141ZM148 172V173H147ZM153 172V173H152ZM196 172V173H195ZM208 172V173H207ZM218 174H217V173ZM143 173H145L146 175H147V177L149 176V173L150 174H152V178H149V179H147V177H144L143 178V175H145V174H143ZM156 173V174H155ZM175 173V172H174ZM188 173V174H187ZM216 173V174H215ZM4 174L6 175L5 176V178L7 177L8 178V176H9V180L7 179V181L5 182V180H4ZM14 174V175H13ZM22 174V175H21ZM23 174H24V176H23ZM30 174V175H29ZM194 174V175H193ZM196 174H198V175H196ZM142 175V176H141ZM145 175V176H146ZM154 175H156V176H158V177H154ZM174 175V176H173ZM177 176L178 175H180L179 174V172H178V174H176ZM184 175V176H183ZM202 177H201V176ZM209 175V176H208ZM19 176V177H18ZM21 176V177H20ZM197 176V177H196ZM204 176V177H203ZM208 176V177H207ZM27 177V178H26ZM151 177V176H150ZM192 177H193V179H192ZM212 177V178H211ZM11 178H13V181L15 180V181H17L16 182V184H14L13 183V181H12V179ZM23 179V180H25V181H22L21 179ZM26 178V179H25ZM138 178V179H139ZM142 178V179H141ZM156 178V179H155ZM181 178L183 179V181H182V184L183 185H185L186 183V185H191V187L190 186H188V188L186 187V185H185V187L186 188H182V184L180 185V182H181ZM185 178V179H184ZM195 178V179H194ZM201 178V179H200ZM202 178H205L204 180L202 179ZM11 179V180H10ZM150 179H151V181H150ZM155 179V180H154ZM158 179H160V180H158ZM174 179H175V181H174ZM200 179V180H199ZM207 179H211V181L210 180H207ZM4 180V181H3ZM177 180V181H178ZM207 182H206V181ZM14 181V182H15ZM164 182H165V180H163ZM171 181V182H170ZM174 181V182H173ZM203 181V185H202V182ZM210 181V182H209ZM3 182V183H2ZM149 182V183H148ZM176 182V187H178L177 186V184H179L180 186H181V188H176L175 187V185L174 184H172V183H175ZM183 182H185V183H183ZM192 182H194L193 184H195V188L194 187H192ZM198 182V183H197ZM205 182V183H204ZM26 183H27V181H26ZM163 183V182H162ZM207 183V184H206ZM8 184V183H7ZM11 184H13V185H11ZM116 185H117V183H115ZM196 184H198V185H200L201 187L199 188V186L197 185L196 186ZM27 186H28V183L26 184ZM26 185H25V187H26ZM115 185V186H116ZM174 185V186H173ZM205 186V188H203V187ZM21 187V188H22ZM24 187V188H25ZM29 187V186H28ZM28 187H26V188H28ZM196 187H198L197 189H196ZM13 188V187H12ZM11 188V189H12ZM15 188V187H14ZM14 188L12 189V191L14 190ZM167 188V189H166ZM172 188V189H171ZM10 189V190H11ZM180 191H179V190ZM183 189H185V191H186V193H185V191L183 190ZM193 189H195L194 191H193ZM204 189L205 191H206V193L204 192V194L201 192L202 190ZM209 189V188H208ZM218 188H215V193L218 191L217 190ZM10 190H8V193H10L9 195H11L12 193V191H10ZM173 190V191H172ZM181 190H183L182 191V193H181ZM203 190V191H204ZM217 190V191H216ZM179 191V192H178ZM191 191V192H190ZM193 191V192H192ZM200 191V192H199ZM177 192V193H176ZM195 192V193H194ZM196 192H197V195H196ZM219 192V191H218ZM171 193V194H170ZM181 193V194H180ZM199 193V194H198ZM208 193H210V191L208 192ZM212 193V192H211ZM219 193H221V192H219ZM219 193H216V195L215 196H219ZM177 194L180 196V197H182V198H180L179 196H177ZM193 195V196H192ZM201 195V196H200ZM208 196L207 197V199H205L206 197L205 196ZM174 199H172L171 197ZM176 196H177V198H176ZM196 196V197H195ZM205 197V198H202V197ZM0 197H2L1 199H0V205H1V201H2V199H3V197L4 196H2V194L0 195ZM159 197H163V196H159ZM183 197H184V199H183ZM191 197V198H190ZM199 197H201V199H204V201L205 202H207L206 204H204V203H202L201 202V199L199 198ZM157 198H158V196H157ZM164 198V197H163ZM176 198V199H175ZM193 198V199H192ZM159 199H161V198H159ZM165 199V198H164ZM181 199V200H180ZM207 200V201H206ZM182 203H181V202ZM188 201H190L189 202V205H188ZM218 201V200H217ZM238 201H240V202H238ZM122 201L120 200V203H121ZM177 202H176V205H177ZM187 204H186V203ZM192 202V203H191ZM202 203V204H204V205H202L201 207H203V208H201L200 207V203ZM233 202V201H232ZM234 202H235V200H234ZM236 202H238V203H232V205L230 204L229 205V208L232 210V209H234L235 210V212H234V210H232L233 211V213H234V215L236 214V215H238V213H239V211H240V213L241 214H245L246 212H243V209L242 208H244V211H246L245 209H247V208H245V205L246 204H249L248 202L245 204L242 200H237ZM246 202V201H245ZM240 203H243V205L242 204H240ZM180 204V205H179ZM182 204V205H181ZM240 204V205H239ZM245 204V205H244ZM195 205V206H194ZM241 205L243 206L242 208H241ZM124 206H125V204H124ZM123 206V207H124ZM182 206H183V208H182ZM188 208V206H189V209H192L191 211H188L189 209H187L186 210V208ZM234 206H236V207H234ZM246 206H248V205H246ZM191 207V208H190ZM193 207H195V208H193ZM197 207V208H196ZM249 207V206H248ZM125 208V207H124ZM123 208V209H124ZM237 208H240V210L238 211L237 210ZM201 209V210H200ZM195 210V211H194ZM237 210V211H236ZM184 211V212H185ZM199 211L201 212V214L199 213ZM243 213H242V212ZM248 211V210H247ZM202 215V216H201ZM205 215V214H204ZM233 215V216H234ZM240 215V214H239ZM200 217V220H198V218ZM197 218V219H196ZM202 218V219H201ZM1 220V219H0ZM198 221V222H197ZM207 227V228H208ZM187 231V230H186ZM186 234H189V231H188V233L187 232H185ZM190 235V234H189ZM186 238L188 237V236H185ZM189 237H191V236H189ZM190 238H187V240H189ZM183 241H185V240H183ZM182 241V242H183ZM28 242H31V241H28ZM28 244V243H27ZM26 243L24 244L23 243V246L22 247H27L28 245H27ZM4 247V250H1V249H3L1 246V248H0V250L1 251H6V249H7V252H8V255H9V257H8V259H9V261L7 260V258H5V260H7V262H3V264H9V262H11L10 264H12V263H14V264H16L17 262L19 263V264H26V263H29L30 264V262L29 261H31V260H34V259H29L28 261H26L27 259L26 258H24L25 256H22V253H20V256L21 257H23L24 259H26L25 260V263H24V259H20L19 257V255H17V253H19L20 252V250L21 251H27V249L29 248V247H27L26 248V250H25V248L23 249H21L20 247L21 246H19V248L18 249H20V250H17L18 252H16V251H14V249H16V248H13V252H16V257L15 256H13V254H12V256L9 254V253H11V252H9L8 251V249L9 248H5V245H3ZM190 248H188L187 247V251L185 250V253H186V255H187V257L191 260L192 259V261H194L193 259L195 258L193 255H196V253H192L191 255H190V249H193V246L191 245H188ZM198 247V246H197ZM200 247V248H199ZM197 249H195V251L196 252H198L197 254H202V252H203V250L202 251H200L201 250V247L202 246H199ZM31 249V248H30ZM29 249V250H30ZM203 249V248H202ZM10 250V249H9ZM0 251V253L2 254L3 252H1ZM7 252H5V253H7ZM24 252V253H25ZM29 251H27L26 252V254L28 255L29 253H28ZM190 252V253H189ZM23 253V254H24ZM188 253V254H187ZM26 254H24V255H26ZM30 254H32V251L30 250ZM26 255V256H27ZM33 255V254H32ZM17 256H18V258H17ZM31 256V255H30ZM7 257V256H6ZM32 257V256H31ZM194 257V258H193ZM240 257V256H239ZM27 258H29V256L27 257ZM33 258V257H32ZM2 259H3V257H2ZM16 259V260H15ZM19 260H21L22 261V263H21V261H19ZM208 259H204L203 261H204V263L205 264H208V263H210L209 262V260L207 261ZM3 261V260H2ZM16 262V263H15ZM34 262V261H33ZM32 261H31V263H33ZM33 264H35V263H33Z\"/></svg>",
	"mask_w": 264,
	"mask_h": 264
}]
</instances>
